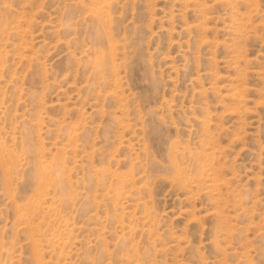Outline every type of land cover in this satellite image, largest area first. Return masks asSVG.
<instances>
[{
  "label": "rangeland",
  "instance_id": "rangeland-1",
  "mask_svg": "<svg viewBox=\"0 0 264 264\" xmlns=\"http://www.w3.org/2000/svg\"><path fill=\"white\" fill-rule=\"evenodd\" d=\"M0 264H264V0H0Z\"/></svg>",
  "mask_w": 264,
  "mask_h": 264
}]
</instances>
